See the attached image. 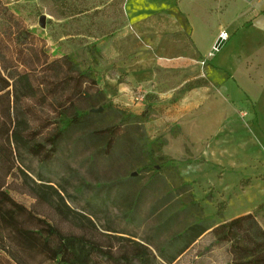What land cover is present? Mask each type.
<instances>
[{"label":"rangeland","instance_id":"1","mask_svg":"<svg viewBox=\"0 0 264 264\" xmlns=\"http://www.w3.org/2000/svg\"><path fill=\"white\" fill-rule=\"evenodd\" d=\"M121 3L0 0V86L4 85L1 77L11 84L0 92V180L9 196L36 216L21 215L26 226L40 228L37 218H41L65 234H86L92 242V264H140L132 255L122 258L130 239L149 246L154 264H168L160 257L158 246L191 222L209 217L210 225L215 226L250 210L264 222V175H260L264 161L234 171L201 159L195 161L196 153L204 152L206 142L203 145L201 139L192 148L195 154L186 146L183 156L182 141L166 149L176 151L173 155L165 150L171 142L167 137L161 150L150 143L167 134V124L159 122L167 115L166 102L158 94H150L149 103L145 99L136 107L133 99L124 95L135 96L137 85L125 72L119 74L118 67L130 60L136 47L142 45L147 50L149 42L126 18ZM42 15H46L45 27L40 24ZM177 39L182 42L180 35ZM43 46L47 53L38 61L32 49ZM154 52L162 55L156 49ZM65 55H71L82 69L91 67L93 74L88 79L95 78L98 84L87 81L86 95L67 111L70 116L83 112L91 115L81 126L65 133L53 148L47 139L56 131L61 108L42 105L40 94L33 99L24 97L15 80L33 60L38 63L35 84L43 82V87L50 88L45 80L67 72L69 80L62 82L56 93L70 96L76 86L71 78L75 72L71 71L72 64L61 60ZM156 70L162 69L156 66ZM110 78L118 81L113 85L127 83L131 89L109 98L106 89ZM16 107L38 130L37 140L45 144L41 156L22 148L11 150L7 132L11 120L16 119ZM101 107V112L92 110ZM115 107L135 114L146 111V117L142 123L130 125ZM245 178H251L249 184ZM35 182L59 189L73 209L93 220L94 227L88 229L76 219L60 216L53 202L37 199L33 194ZM131 208L133 215L127 218L125 212ZM176 209L182 212L171 217ZM12 232L6 227L3 233L7 248L18 246ZM215 239L207 233L172 264H236L231 243L212 244ZM2 245L0 264H16ZM27 261L37 264L39 258Z\"/></svg>","mask_w":264,"mask_h":264},{"label":"crops","instance_id":"2","mask_svg":"<svg viewBox=\"0 0 264 264\" xmlns=\"http://www.w3.org/2000/svg\"><path fill=\"white\" fill-rule=\"evenodd\" d=\"M121 1L126 18L149 42V51L136 47L118 72L129 75L137 94L148 95L147 103L150 94L166 102L167 115L159 122L167 124L165 137L172 143L165 150L179 140L183 156L186 146L193 152L201 139L204 152L196 153L195 161L234 171L264 161V0ZM223 31L229 38L215 54ZM107 82L109 98L131 89L127 83L113 85L117 79ZM124 95L136 107L145 103ZM173 130L178 132L172 135ZM250 179L245 178L248 184Z\"/></svg>","mask_w":264,"mask_h":264},{"label":"trees","instance_id":"3","mask_svg":"<svg viewBox=\"0 0 264 264\" xmlns=\"http://www.w3.org/2000/svg\"><path fill=\"white\" fill-rule=\"evenodd\" d=\"M27 32L32 38H35L31 30H27ZM36 48L32 49L33 56H36V59L40 61L41 56L46 54L47 51L44 46L40 47V49ZM61 60L72 64L73 68L71 71L75 72L71 78L75 81L76 86L70 96L65 97L62 94L57 95L56 93L60 89L62 82L69 80L67 72L63 77L50 79V81L45 80L44 82L50 85V88L43 87V82L38 85L35 84L33 77L38 68V63L33 60L30 66L26 65L28 70L17 75L15 80L16 88L17 85H20V92L24 97L33 99L36 98L37 94H40L42 105L47 104L61 108V111L58 112L56 131L47 139L53 148L58 146L59 141L65 133L81 126L91 115L89 112H83L70 116L67 111L69 107L75 106L77 101L86 95L84 84L87 81L92 83V85L98 84L95 78L90 79L91 81L88 79L93 74L91 67L82 69L80 64L75 62L71 55H65ZM1 78L4 81V85L0 86V92L11 85L4 77ZM49 89L53 90L50 91ZM147 99L148 95H146ZM109 104L114 106L111 101ZM115 110L123 114L124 119L130 125L142 123L146 117V111L141 114H135L117 107H115ZM16 112V119L11 120V125L7 132V139L12 148L11 150L15 152V149L22 148L36 156H41L45 151V144L37 140L39 132L33 127V121L27 118L23 111H19L18 107H16ZM150 143L157 144L159 150H161L167 144V138L161 135L150 141ZM33 194L40 201L53 202L56 212L60 216L76 219L83 227L88 229L94 227L95 223L93 220L73 209L67 203L63 193L53 185L35 182ZM133 209L131 208L125 212L127 218L128 216L131 218ZM180 212H182L181 209L174 210L171 213V217ZM24 213H27L31 218H36V216H33L9 196V193L3 189L1 179L0 244H3L1 248L11 256L16 264H31L27 260L37 258H39L37 264H92V242L86 234H65L55 224L41 218H37L42 224L40 228L26 226L21 219V215ZM210 221L209 217H204L187 224L182 230L174 232L165 242L158 246L160 257L168 264H172L202 236L211 233L216 236L212 244L231 243L236 264H264V228L253 212L224 221L215 226H211ZM6 227L13 230V239L19 247L7 248L3 243L5 239L3 233ZM128 241L129 244L124 248L122 258L128 259V256L132 255L140 264H154L152 252L148 245L133 239Z\"/></svg>","mask_w":264,"mask_h":264},{"label":"built area","instance_id":"4","mask_svg":"<svg viewBox=\"0 0 264 264\" xmlns=\"http://www.w3.org/2000/svg\"><path fill=\"white\" fill-rule=\"evenodd\" d=\"M33 1H40V0H33ZM220 37H221V39L226 40V39L229 38V33L226 32V31H223V32L221 33ZM199 63H200L201 65L204 66V65L206 64V60H205V59H202V60L199 61ZM135 99L138 100V102L143 101V100L146 99V94H144V93H139V94H137V95L135 96Z\"/></svg>","mask_w":264,"mask_h":264},{"label":"water","instance_id":"5","mask_svg":"<svg viewBox=\"0 0 264 264\" xmlns=\"http://www.w3.org/2000/svg\"><path fill=\"white\" fill-rule=\"evenodd\" d=\"M40 24L42 27H45L46 26V15H42L40 17ZM224 44V39H220L218 42H217V45H216V48L219 49L220 47H222V45ZM93 111L95 112H101L103 110V108H98V109H92Z\"/></svg>","mask_w":264,"mask_h":264}]
</instances>
